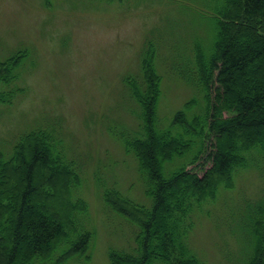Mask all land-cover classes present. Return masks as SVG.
<instances>
[{"label": "rangeland", "instance_id": "rangeland-1", "mask_svg": "<svg viewBox=\"0 0 264 264\" xmlns=\"http://www.w3.org/2000/svg\"><path fill=\"white\" fill-rule=\"evenodd\" d=\"M221 1L0 0V63L27 53L15 80L0 86V92H16L10 104L0 103V152L9 159L25 134L54 128L80 171L75 196L88 212L77 221L92 238L86 254L64 264H110L112 252L137 250L139 228L104 201L115 189L147 207L152 202L138 162L118 137L134 138L142 128L126 80L142 78L145 48L154 43L162 76L158 118L161 129L170 127L175 114L199 98L178 73L193 70L196 44L211 54ZM258 160V168L234 175L233 188L221 186L214 201L190 214L194 226L186 240L202 264H246L251 256L249 211L264 195V161Z\"/></svg>", "mask_w": 264, "mask_h": 264}, {"label": "trees", "instance_id": "trees-1", "mask_svg": "<svg viewBox=\"0 0 264 264\" xmlns=\"http://www.w3.org/2000/svg\"><path fill=\"white\" fill-rule=\"evenodd\" d=\"M215 10L211 54L196 44L193 70L178 73L199 98L187 102L170 127L161 129L158 118L162 76L154 43L145 48L142 78L126 80L142 128L134 138L118 137L138 162L152 202L147 207L119 190L106 192L107 206L139 228L137 250L112 252L110 264H202L186 240L194 226L190 214L214 201L221 186L233 188L238 171L264 161V0H222ZM26 56L0 63V86L15 80ZM15 94L0 92V103L10 104ZM64 151L54 128H38L20 139L9 159L0 152V264H64L87 253L92 235L77 216L88 205L75 196L80 171ZM248 224L253 251L246 264H264V195Z\"/></svg>", "mask_w": 264, "mask_h": 264}]
</instances>
